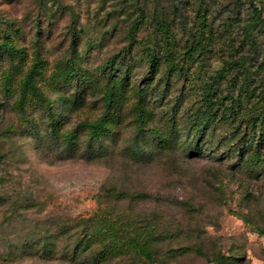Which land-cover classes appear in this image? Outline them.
I'll return each mask as SVG.
<instances>
[{
	"label": "rangeland",
	"instance_id": "obj_1",
	"mask_svg": "<svg viewBox=\"0 0 264 264\" xmlns=\"http://www.w3.org/2000/svg\"><path fill=\"white\" fill-rule=\"evenodd\" d=\"M258 13L264 0H0L16 47L0 50V264H264ZM210 85L223 105L203 129Z\"/></svg>",
	"mask_w": 264,
	"mask_h": 264
},
{
	"label": "trees",
	"instance_id": "obj_2",
	"mask_svg": "<svg viewBox=\"0 0 264 264\" xmlns=\"http://www.w3.org/2000/svg\"><path fill=\"white\" fill-rule=\"evenodd\" d=\"M254 11L256 12L257 9L254 8ZM256 19H257V22H259L264 27V18L261 16L260 13L257 14ZM0 50L7 54H11L13 51L16 50V47L14 46L10 38L7 37L6 40L0 41ZM116 58H117V55L113 54L104 62V64H101L98 67V70L100 72L106 73L110 79L116 76V68H115L116 61H117ZM217 74L221 75L222 72L220 71ZM204 99H205V107L199 108L197 110V115H196V117H199V121L197 122V125L203 129L216 120L217 114L223 105V101L221 100L222 98L219 96L217 89L214 85L208 86ZM103 101H104L103 114L100 120L96 124H93V130H92V133L90 135V138L87 144L88 151L90 154L92 152L91 150L93 149L92 140L93 138L97 137L96 135L97 129L101 127L102 119H107L112 114L115 105L118 103V94L114 90H109L103 96ZM139 108L141 109L140 105H139ZM98 232L101 233L100 228H98ZM116 233H117V230L113 226H108L107 230L105 231V234L115 235ZM127 240L129 242H134L135 246L138 247L140 254L143 255L147 260L153 261L155 259L151 253L150 248L147 247L146 245L139 244L135 236L134 237L129 236ZM89 242L90 240H88V243ZM218 258L219 257H217L214 260V264H217L218 262H221V259L222 261L224 259V257H220L221 258L220 260ZM91 260H92L91 261L92 264H98L99 251L93 255V258Z\"/></svg>",
	"mask_w": 264,
	"mask_h": 264
}]
</instances>
